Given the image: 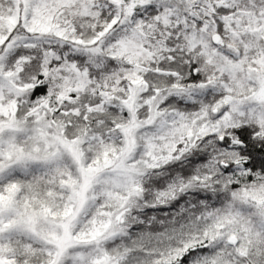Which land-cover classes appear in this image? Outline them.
<instances>
[{
	"label": "snow or ice",
	"instance_id": "6c2138e0",
	"mask_svg": "<svg viewBox=\"0 0 264 264\" xmlns=\"http://www.w3.org/2000/svg\"><path fill=\"white\" fill-rule=\"evenodd\" d=\"M0 264H264V0H0Z\"/></svg>",
	"mask_w": 264,
	"mask_h": 264
}]
</instances>
